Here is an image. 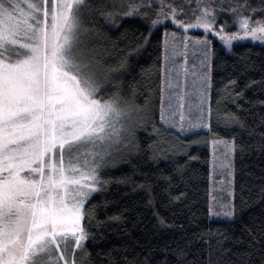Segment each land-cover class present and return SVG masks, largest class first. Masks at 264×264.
Here are the masks:
<instances>
[{"label":"snow or ice","instance_id":"6c2138e0","mask_svg":"<svg viewBox=\"0 0 264 264\" xmlns=\"http://www.w3.org/2000/svg\"><path fill=\"white\" fill-rule=\"evenodd\" d=\"M129 21L140 27L121 48L109 33ZM156 33L162 36L160 119L174 136L147 151L153 162L172 159L173 174L152 178L134 169L142 182L125 176L117 183L142 194L157 227H170L157 188L165 185L169 206L181 199L183 193L172 195L174 180L184 174L174 157L187 155L189 147L180 137L211 130L212 74L220 58L213 38L226 55L234 54L236 42L264 45V0H0V264H77V250L83 254L79 264H88L86 242L97 228L121 219H98L100 206L92 201L111 182L105 170L114 163V151L121 145L139 151L133 141L143 110L135 105V89L121 78L134 70L133 61ZM122 35L127 39V31ZM190 49L198 60L191 68V91ZM236 85L229 79L224 91ZM218 143L228 150L226 157L235 150L234 141L214 140L213 147ZM230 195L212 198L210 218L234 219ZM259 232L264 238V223ZM185 247L175 245V264H189ZM252 256L245 253L238 264H264V246L255 261ZM206 261L215 264L211 248ZM123 264H148V258L125 256Z\"/></svg>","mask_w":264,"mask_h":264},{"label":"trees","instance_id":"16d2710c","mask_svg":"<svg viewBox=\"0 0 264 264\" xmlns=\"http://www.w3.org/2000/svg\"><path fill=\"white\" fill-rule=\"evenodd\" d=\"M139 27L129 21L109 36L123 48L132 40L134 29ZM231 30L235 31V28ZM125 31L127 39L122 35ZM136 38H139L138 34ZM161 39V33H156L147 51H142L133 61L134 70L121 78L125 85L135 89V105L143 110L144 118L136 127L133 141L139 145V151L121 145L118 153L114 151V163L105 170V178L111 182L102 193L96 194L92 203L100 206L98 219L108 220L116 215L121 219L97 228L93 234L95 238L86 242L88 264H123L125 256L130 261H143L147 257L148 264H162L165 259L175 264L177 244L186 246L189 264H207L209 248L214 251L215 264H238L249 252L253 253L252 260L255 261L256 253L264 246V238L259 232L264 223V196L260 195L264 188V45L260 42H236L234 54L226 55L213 38L220 58L216 60L219 67L214 68L212 74L211 115L207 120L211 130H193L186 138L180 137V143L189 147L184 150L187 155L174 157L183 166L184 174L174 180L177 188L172 190V195L183 193L181 199L169 206L163 199L165 185L160 184L157 188L160 211L168 217L170 227H157L152 213L144 207L142 194L130 193L128 185L117 183L125 176L142 182L143 177L134 175V169L142 170L152 178L173 174L172 159L161 157L153 162L147 151L149 145L154 146L162 138L171 140L174 136L160 119L163 71L157 44ZM229 79L237 81L235 90L230 93L224 91ZM146 100L150 103L145 104ZM216 139H229L235 143L236 215L231 221L211 219L208 214L209 144ZM189 156L195 159H189ZM209 229L213 233L211 237Z\"/></svg>","mask_w":264,"mask_h":264},{"label":"rangeland","instance_id":"374dc122","mask_svg":"<svg viewBox=\"0 0 264 264\" xmlns=\"http://www.w3.org/2000/svg\"><path fill=\"white\" fill-rule=\"evenodd\" d=\"M194 36H201L202 33L193 32L191 33ZM188 66L190 75L188 77L187 85L189 91H191L193 86V78L191 76V68L193 64H198V60L196 58V54L194 50L190 49L188 54ZM177 63H181V61H177ZM183 79V78H182ZM163 83V82H162ZM164 87V84H163ZM168 92H164V96L167 97ZM208 120V117H207ZM202 128L194 129L199 130ZM214 140L210 141L209 151H210V166H209V194H208V207L213 197H216L218 200L222 197L229 196L234 201V170H233V156L234 151L229 153L226 157L225 153L228 151L223 143H218L215 148L213 147ZM216 141H227L232 142L229 139H216ZM230 164V167L228 165ZM209 214V213H208ZM211 219H224L221 217L213 216ZM225 220V219H224ZM83 254L77 250L75 253V259L77 264L81 259Z\"/></svg>","mask_w":264,"mask_h":264}]
</instances>
